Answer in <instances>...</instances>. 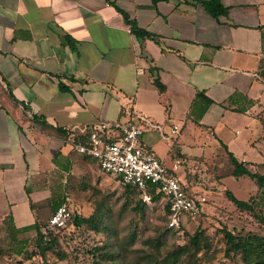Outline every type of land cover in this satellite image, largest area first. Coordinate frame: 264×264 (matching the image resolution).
Here are the masks:
<instances>
[{
	"label": "crops",
	"instance_id": "0c3cea01",
	"mask_svg": "<svg viewBox=\"0 0 264 264\" xmlns=\"http://www.w3.org/2000/svg\"><path fill=\"white\" fill-rule=\"evenodd\" d=\"M219 2L212 16L197 0H0V215L18 228L46 221L72 174L96 166L53 127L144 115L157 127L141 143L167 167L178 159L185 183L221 143L243 159L226 141L252 148L234 123L250 130L264 99V0ZM124 14L151 36L136 37Z\"/></svg>",
	"mask_w": 264,
	"mask_h": 264
},
{
	"label": "rangeland",
	"instance_id": "374dc122",
	"mask_svg": "<svg viewBox=\"0 0 264 264\" xmlns=\"http://www.w3.org/2000/svg\"><path fill=\"white\" fill-rule=\"evenodd\" d=\"M249 114L255 120L250 130L240 119L234 126L243 135L250 131L253 149L242 148L240 138L226 143L236 155L250 161L246 165L251 171L264 173V99L250 107ZM191 168L193 172H185L184 177L187 183L192 180V188L204 195L205 201L197 215L180 214L181 228H167L160 203L142 205L137 193L125 190L114 176L93 165L83 174H72L67 202L82 216L98 209L97 228L69 225L60 241L44 255L36 254L32 247L25 257L27 254L14 253L9 223L0 215V264H101L102 252L112 253L119 264H251L244 263L239 253H225L223 230L264 237V221L259 218L264 215V182L258 187L246 175L232 176V164L224 152L196 157ZM225 189L240 199L252 197V210L236 207L226 197ZM194 231L199 233L197 246L188 240Z\"/></svg>",
	"mask_w": 264,
	"mask_h": 264
},
{
	"label": "built area",
	"instance_id": "2783aa9c",
	"mask_svg": "<svg viewBox=\"0 0 264 264\" xmlns=\"http://www.w3.org/2000/svg\"><path fill=\"white\" fill-rule=\"evenodd\" d=\"M145 125L157 127L150 119L141 114H132L126 121L98 120L86 125H73L68 129L79 133L88 131L86 143H73V149L81 155L95 160L96 166L116 178L117 182L134 185L143 200L149 201V186L159 192L168 203L170 216L168 225L178 226L180 214L195 216L205 201V196L184 189V181L174 173L179 160L167 167L157 155L140 141ZM177 125H172L175 132ZM70 210L63 202L51 213L47 221L49 229L64 225Z\"/></svg>",
	"mask_w": 264,
	"mask_h": 264
},
{
	"label": "trees",
	"instance_id": "16d2710c",
	"mask_svg": "<svg viewBox=\"0 0 264 264\" xmlns=\"http://www.w3.org/2000/svg\"><path fill=\"white\" fill-rule=\"evenodd\" d=\"M151 1L152 3L155 2V0H151ZM197 1L202 5V7L206 10V12H208L212 16H217L225 12L226 8L219 2V0H197ZM124 17H125V20L129 24V30L132 33H134L136 37L142 38L144 36H151V34L148 31L139 27L133 19H129L125 14H124ZM153 82L158 89L162 88V85L160 84V82L157 80L156 77L153 78ZM9 95L15 101L14 97L12 96L10 92H9ZM251 103L252 101L247 100L248 105ZM233 109L236 111L242 112L246 109V106H237V107H233ZM29 124L48 126L46 125V122L44 121L43 117L37 114L31 115L29 119ZM86 127H88V125H86ZM53 128L55 130L64 131L69 136L68 139L71 145L77 142L86 143L88 141V131L79 133L78 131L68 129V128H64V129H60L59 127H53ZM221 144L224 147L227 159L232 164V169H231L230 174L234 177H237L240 175H246L249 178L253 179L258 187H262L263 182H264V173H258L255 171H251L246 165L247 163H250V161L238 159L232 153V151L227 149L224 143H221ZM83 156L87 157L86 155H83ZM92 160L95 162L94 159ZM118 183L121 184L125 190L130 189L134 191L135 193H137L139 197L138 201H140L142 205L160 203L164 216H165V224L167 228L179 229L182 227L183 222L181 220L178 226L168 225V219L171 213L168 208V203L165 199L162 198L159 192H155L153 190V186H149L150 199L149 201H145L141 198L139 190L134 185H131L128 183H120V182ZM182 185L186 191L196 192L192 188L190 183H185V184L182 183ZM225 195L231 201V203H233L236 207L250 210V211L252 210V205L255 202L252 197L246 200L240 199V198H237L228 189H225ZM262 195L264 197V189H262ZM63 202L69 208L70 216L66 219L64 225H62L61 227H58L57 229H49L47 227V221H48L49 216L55 210V208ZM59 204L55 207H52V210L49 216L47 217L46 221H42V222L34 221L33 223L26 225L24 227H21V228H18L14 225L12 218L10 217L9 214H4L2 216V218H4V220L9 223V234L12 238L11 245H12V249L14 253H16L17 255L24 254V256L25 254H27L25 257H28L31 254L29 253V250L32 247H35L37 250L36 254L44 255V253L47 250L53 248L56 242L58 243L60 241V236L62 235L64 229L69 225L78 226L79 224H84L88 228H93V229L97 228V222L100 221V214L98 212V209L93 210L87 216H82L79 213H74L76 209L75 207H71L68 204L67 198H64ZM259 218L264 221V215H260ZM223 235H224L225 242H226L225 253H228L230 251L239 253L244 263L264 264V237L263 236L257 235L255 233H247L244 235L233 234L232 232L226 229L223 230ZM198 237H199L198 231H194L188 237V240L190 243L197 246ZM102 255H103V261L101 264H119L112 257V253L102 252ZM130 264H138V263L133 262ZM144 264H147V263H144ZM152 264H162V263L154 262Z\"/></svg>",
	"mask_w": 264,
	"mask_h": 264
}]
</instances>
